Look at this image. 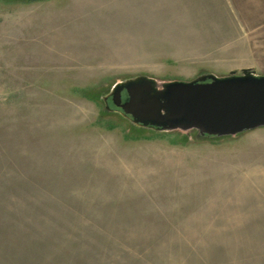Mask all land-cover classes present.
I'll return each mask as SVG.
<instances>
[{"label": "rangeland", "instance_id": "rangeland-1", "mask_svg": "<svg viewBox=\"0 0 264 264\" xmlns=\"http://www.w3.org/2000/svg\"><path fill=\"white\" fill-rule=\"evenodd\" d=\"M264 74V0H0V264H264V127L133 125L119 81Z\"/></svg>", "mask_w": 264, "mask_h": 264}, {"label": "water", "instance_id": "water-1", "mask_svg": "<svg viewBox=\"0 0 264 264\" xmlns=\"http://www.w3.org/2000/svg\"><path fill=\"white\" fill-rule=\"evenodd\" d=\"M109 100L133 125L157 132L196 130L200 137L220 138L264 127V74L251 68L193 80L136 75L103 97L111 111Z\"/></svg>", "mask_w": 264, "mask_h": 264}, {"label": "trees", "instance_id": "trees-1", "mask_svg": "<svg viewBox=\"0 0 264 264\" xmlns=\"http://www.w3.org/2000/svg\"><path fill=\"white\" fill-rule=\"evenodd\" d=\"M110 104H111V103H110ZM112 104H113V103H112ZM112 104H111V105H112ZM113 106H114V105H113Z\"/></svg>", "mask_w": 264, "mask_h": 264}]
</instances>
